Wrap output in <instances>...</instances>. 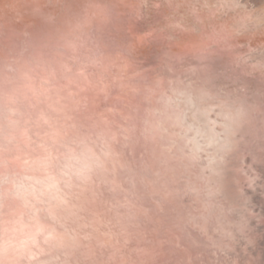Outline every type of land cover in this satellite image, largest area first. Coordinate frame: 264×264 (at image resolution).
I'll list each match as a JSON object with an SVG mask.
<instances>
[{"label": "snow or ice", "instance_id": "obj_1", "mask_svg": "<svg viewBox=\"0 0 264 264\" xmlns=\"http://www.w3.org/2000/svg\"><path fill=\"white\" fill-rule=\"evenodd\" d=\"M33 14L17 35L40 38L34 54L0 49V264H251L264 0H40ZM112 24L114 51L89 46Z\"/></svg>", "mask_w": 264, "mask_h": 264}, {"label": "bare ground", "instance_id": "obj_2", "mask_svg": "<svg viewBox=\"0 0 264 264\" xmlns=\"http://www.w3.org/2000/svg\"><path fill=\"white\" fill-rule=\"evenodd\" d=\"M40 0H0V49H3L5 58L28 59L34 54L39 47L40 38L33 37L30 40L17 35L26 29L33 27L38 20L33 14V6ZM44 3H50V0H42ZM249 3L252 0H248ZM253 6L258 7L256 3ZM103 29L97 30L93 27L85 39L88 40L89 46L99 40L105 47L104 51L111 52V48L100 37ZM9 113L7 111L6 102L0 104V123L7 130ZM18 118V117H17ZM250 195L255 198L251 201L256 212H259V201L261 199L259 191L251 192ZM252 235L255 243L246 253V261L251 264H264V241L260 238V231H264L258 219L253 217L250 222Z\"/></svg>", "mask_w": 264, "mask_h": 264}, {"label": "clouds", "instance_id": "obj_3", "mask_svg": "<svg viewBox=\"0 0 264 264\" xmlns=\"http://www.w3.org/2000/svg\"><path fill=\"white\" fill-rule=\"evenodd\" d=\"M95 28V27H94ZM106 44L109 45L112 51H114L119 43L121 42V37L118 28L112 25H106L103 28V32L100 37Z\"/></svg>", "mask_w": 264, "mask_h": 264}]
</instances>
